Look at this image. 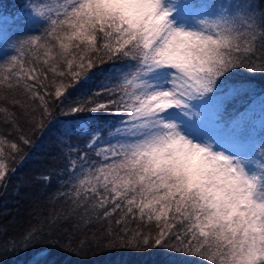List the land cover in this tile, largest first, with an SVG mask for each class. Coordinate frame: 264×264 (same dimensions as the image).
<instances>
[{
	"label": "snow or ice",
	"instance_id": "1",
	"mask_svg": "<svg viewBox=\"0 0 264 264\" xmlns=\"http://www.w3.org/2000/svg\"><path fill=\"white\" fill-rule=\"evenodd\" d=\"M22 8L31 27L8 41L3 79L23 92L12 109L23 113L29 102L39 109V121L31 109L33 130L44 129L54 109L65 115L60 195L71 215L91 209L97 219L119 216L117 225L137 217L156 222L154 234L121 232L118 240L108 231L105 250L162 247L207 264H264V96L229 111L252 90L232 74L264 57V7L256 0H26ZM57 45L71 81L52 92L48 73H69L48 60L43 69L25 63ZM100 53L123 61L100 69L108 73L106 98L71 101L67 88L92 79ZM12 109L0 105L15 126ZM17 140L0 139L7 148L0 147L3 189L16 170L6 160L22 163V145H31L22 130ZM39 234L28 230L19 247Z\"/></svg>",
	"mask_w": 264,
	"mask_h": 264
},
{
	"label": "trees",
	"instance_id": "2",
	"mask_svg": "<svg viewBox=\"0 0 264 264\" xmlns=\"http://www.w3.org/2000/svg\"><path fill=\"white\" fill-rule=\"evenodd\" d=\"M25 2L26 0H0V56L10 51L6 47L10 39L23 38L29 33L31 25L24 19L22 8ZM256 2L260 7H264V0ZM46 50L40 48L30 53L29 58L36 63L34 65L25 63V68L35 66L43 69L53 64L57 65L58 70L63 68L69 75L55 77L53 73H48L45 84L48 85L49 91L54 92L61 81L70 83L71 70L67 69L62 56L58 54V45L52 48L48 55H45ZM99 55L104 57V60L102 64L88 72L92 79L88 80L86 85L85 81L80 79L79 83L67 88L65 95L71 93V101L87 98L91 103L93 99L100 101L106 98L101 89L108 83L106 80L108 73L101 72L100 69H107L110 65L123 61L109 60L104 53ZM45 60H48V65L44 64ZM262 64L264 57L258 55L246 66L234 71L232 74L234 78L250 83L252 90L235 97L229 105V111H243L264 96ZM73 68L75 69V64ZM5 75L7 69L4 62L0 61V105L8 102L12 109L11 102L16 97L23 99V92L9 88L3 79ZM31 109H35V119L37 121L41 119L39 109L29 102L26 103L23 113L19 108L12 109L17 114L15 126L11 123L10 116L0 113V139L7 138L19 142L17 137L22 130L31 141L30 146L22 145V163L19 159L6 160L10 165L15 164L16 170L6 177L7 188H0V264H207L201 257L162 247L139 250L118 247L110 251L105 250L101 242L106 239L108 231L113 232L118 240L122 239L121 232L144 233L151 229L154 234L156 222L153 220L149 223L146 219L141 221L137 217L125 219L123 225H117L115 220L119 216H110L107 220L97 219L91 209L86 216L71 215L69 205L63 202L64 198L60 195L64 187L61 176L64 174L66 162L58 143L60 136L58 129L62 130L65 127L62 123L65 115L59 109H54L53 116L45 120L44 129L33 130L29 119ZM88 123L95 122L90 120ZM261 135H264V132ZM0 147L6 148V144H0ZM53 216L56 219H52ZM30 229L40 234L27 249L20 248L19 237ZM13 243H17L15 250L12 248Z\"/></svg>",
	"mask_w": 264,
	"mask_h": 264
}]
</instances>
